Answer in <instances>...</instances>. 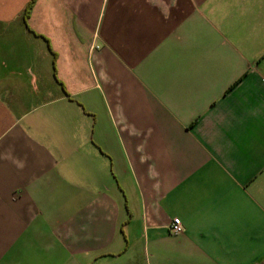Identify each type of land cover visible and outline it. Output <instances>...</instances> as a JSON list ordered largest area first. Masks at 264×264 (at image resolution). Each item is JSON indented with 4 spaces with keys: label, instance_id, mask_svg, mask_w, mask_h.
<instances>
[{
    "label": "crops",
    "instance_id": "1",
    "mask_svg": "<svg viewBox=\"0 0 264 264\" xmlns=\"http://www.w3.org/2000/svg\"><path fill=\"white\" fill-rule=\"evenodd\" d=\"M30 1L0 0V264H264V0Z\"/></svg>",
    "mask_w": 264,
    "mask_h": 264
},
{
    "label": "built area",
    "instance_id": "2",
    "mask_svg": "<svg viewBox=\"0 0 264 264\" xmlns=\"http://www.w3.org/2000/svg\"><path fill=\"white\" fill-rule=\"evenodd\" d=\"M169 230L172 233H181L183 231V225L178 217H174L169 225Z\"/></svg>",
    "mask_w": 264,
    "mask_h": 264
},
{
    "label": "trees",
    "instance_id": "3",
    "mask_svg": "<svg viewBox=\"0 0 264 264\" xmlns=\"http://www.w3.org/2000/svg\"><path fill=\"white\" fill-rule=\"evenodd\" d=\"M32 3H33V0H31V1L27 4L24 13H26V12L28 11V9L31 7Z\"/></svg>",
    "mask_w": 264,
    "mask_h": 264
}]
</instances>
